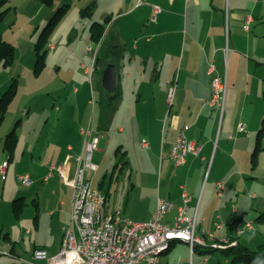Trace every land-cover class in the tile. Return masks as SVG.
<instances>
[{"label":"crops","instance_id":"crops-1","mask_svg":"<svg viewBox=\"0 0 264 264\" xmlns=\"http://www.w3.org/2000/svg\"><path fill=\"white\" fill-rule=\"evenodd\" d=\"M96 1L100 4L103 0ZM116 1L119 8L111 10V15L109 14L108 25L105 23L102 46L106 45V53L109 57L112 55L110 50L112 45L116 47L114 52L117 58H109L112 63H116L115 61L121 55V50L125 51V55L122 58V69L119 70V67L117 69L116 65V89L118 88L121 95L110 105L108 124L106 125L102 119L101 129L97 128L100 132L92 124L90 127L84 128L89 124V118H82L80 110L74 116L68 111V108L73 106L72 104L85 101L83 98L74 96L77 97L76 100L67 103L65 109L57 112L53 130L44 139L42 149L34 144L33 140L28 144L27 150L31 151V157L25 153L22 160L30 164L27 175L35 180L34 182L32 179L30 186L40 181H45L46 185L50 184V181L56 176L54 166H62L67 155L71 156L72 166L76 165L72 160L85 148L87 141L85 130L93 129L97 135L104 133V135H100L101 140L98 147V151L101 153H109L117 143L119 145L117 149L120 147V150L126 145L127 149L124 150L126 152L124 154L121 151L123 153L120 157V159H125L131 153V142L135 147L138 141V136H130L126 124L132 118H137L138 128L144 135L140 141L142 147L158 155L161 162V175L157 180L158 184L149 185L143 182L144 175L141 173L137 178V181L140 178L138 184L136 182L132 188V192L139 194L140 200L143 201L142 206L146 211V214L137 220H148L153 217L159 197L170 199L176 205H181L183 202L182 192L185 188L191 197L189 213L203 217L199 228H205L207 233H214L219 238L231 239V236L233 238L235 235L234 226L231 228L229 225V229L227 226L218 229L216 223L220 222V219L225 221L240 219L247 210L242 216L237 215L243 209H247L254 200L251 207L258 206L260 211L264 209V202L260 206L258 204L259 197L252 200L248 199L247 195L241 194V189L249 184L242 168L244 169V167H248V163L250 164V158L257 143L260 118L263 114L262 104L259 102L255 104L252 95L248 94L251 81H257L260 84L258 74L264 63V49L260 45L261 37L264 35V26L261 25V33L259 30L252 29L254 24L262 22L263 15L245 10V8L249 9L246 5L252 3L255 5L259 1L148 0L150 15L153 14L151 25L146 30H142L140 35L133 32L129 39L120 21L126 18V20L130 19L129 22H137L136 12L142 6L143 0H111V4ZM95 9L97 8L95 7ZM143 35H146L145 41L142 40ZM129 44H132L131 52L128 51ZM111 58L112 60H110ZM210 62L216 64L218 73L228 83L224 110L204 104L212 97L213 93V75L209 73ZM241 80L247 82V91L244 92L240 104L233 92L242 84ZM262 80L264 82V78ZM129 87L134 95L140 91L137 104H146L142 109L127 114L121 110L126 107V94ZM229 87L232 88L230 94ZM172 88L175 93L173 99H170L169 94ZM77 91L75 89V92ZM110 94L106 97L107 99ZM90 101L88 100L89 104ZM116 107L117 110L114 109L115 111L111 113L112 109ZM69 121H73L74 132L71 131L72 127L69 126ZM80 122L82 125H86L81 126ZM94 122L95 118L92 119V123ZM240 122L246 124L245 131L238 130ZM67 123L68 125H66ZM77 125L81 126L80 130L77 129L79 128ZM57 130H60V137L55 140L50 136ZM182 131L185 132L189 140L201 144L202 149L198 156L190 153L185 164L176 165L170 157V151ZM34 134H36V128ZM41 135L39 143L43 138ZM143 141H147L149 146L144 147ZM40 149V154L36 158L35 151ZM3 150L5 149L3 148ZM5 157L3 154L0 155V165L6 161ZM16 162L17 164L20 162L18 157ZM215 169L216 172H214ZM208 171H210V175L206 181ZM0 173L3 175L1 171ZM58 176L62 180L60 187L63 191L52 190L46 196L49 200L51 199L46 205H43L44 196H42L46 191L44 184L38 188L36 194L31 190L28 194L21 196L24 198L25 206L29 204L27 201L30 196L39 213L48 209L51 215L60 214V234L58 238L54 239L57 241L56 244H53L54 242L49 244V248L53 251H59L64 230L71 225L73 213V188L66 184L60 175ZM218 181L226 182V188L222 195L217 193ZM32 188L30 187V189ZM99 188L102 189V187ZM145 192H147L146 195H144ZM233 193L236 195L235 198L240 207H236L232 203V210L229 211L227 200L228 196L232 198L231 194ZM104 194L107 197L105 211L115 212L116 210H113L114 208L109 205L112 194L111 187H108ZM254 195L252 198L256 197ZM218 198L220 199L218 200ZM0 203H2L1 199ZM25 206L19 217L16 216L13 207L14 216L21 219L23 224L26 223L23 217ZM175 214L176 210L168 214L165 221L172 224ZM2 227L3 225H0V230ZM253 230L255 228L249 229L247 232ZM26 232L30 234L33 229L30 227ZM1 236L0 238H2ZM3 238L12 243L14 252L20 255L16 240L12 239L11 231L4 234ZM176 242L179 241H175L171 249ZM237 242L242 244L239 237ZM244 245L249 247L247 244ZM204 250L206 249L202 248L203 252L200 253L202 256L209 254ZM47 251L49 252V250ZM227 260L230 261L229 258ZM207 264H209V258ZM216 264H220L219 261Z\"/></svg>","mask_w":264,"mask_h":264},{"label":"rangeland","instance_id":"rangeland-1","mask_svg":"<svg viewBox=\"0 0 264 264\" xmlns=\"http://www.w3.org/2000/svg\"><path fill=\"white\" fill-rule=\"evenodd\" d=\"M93 1L96 2L95 7L97 9H95L92 16L83 15L82 10L87 8ZM258 1L259 3L257 4L256 2L255 5H253V3L246 5L249 9L245 8V10H248V12L255 11L256 14L259 13L263 15L262 22H257L252 27L253 30H259L261 33V25L264 26V0ZM67 3L71 4L70 9L57 25L47 43L48 52L46 55V67L42 73L37 75L35 73V62L37 60L36 43L39 39L40 32L59 7ZM147 3L150 4L148 0H143L141 3L142 6L138 12H136L135 19L138 20L137 22H129L130 19L126 20V18H123L120 21V24L124 26V30L127 32L128 39L131 38L133 32L140 35L142 30H146L150 27L151 21L153 20V14L150 15ZM115 8L118 10L117 8H119V4L117 1L111 4V0H103L100 4L96 0H55L52 6L46 5L43 0H7L3 5H0V11L9 9L4 21L0 24V32L4 39L14 44L16 48V56L12 64L7 66L0 65V96L15 79L18 80V93L9 106L6 118L0 126V155L3 154L6 156V162H10V164L7 165H5V162L0 165V171L5 177L7 175L4 179V175H1L0 173V199L2 201V203H0V225H3L0 230V235H2V238H0V246L2 249H7V251L12 254V257H3L0 264H47L46 260L36 259L35 252L39 249L46 248V251L49 250V252L47 251L49 257H52L58 254L61 249L60 247L57 252L49 248L51 242L56 244L57 241H54V239L56 237L58 238L60 234V214L56 213L55 215H51L49 214L48 209L42 210L39 213V210L37 211V207L33 204V199H30L29 196L27 201L29 204L25 206V212L23 215L26 223L23 224L21 219L14 216L13 202L15 199L20 198L22 194H28L31 190L36 194L39 187L43 184L46 185L45 181H40L39 183L30 186L32 179L34 182L35 180L33 177L31 179L30 175H27L30 164H28V162L25 163L22 158L25 153L31 157L32 153L27 149L28 144L32 140L34 144H37L42 149L44 139L48 137L50 134L49 132H52L53 130L52 127H54L57 112L65 109L64 107L67 103L76 100L77 97L74 96H78L80 99L83 98L86 102L79 101L80 103L72 104L73 106L68 108L71 115L74 116L75 113L80 110L82 112V118H89V124L85 126L86 124L82 125L80 122L81 126L88 128L91 126L90 124H92L97 131H99L97 128L101 129L103 114L105 113L103 109L108 105V99L106 97L113 92L104 88L103 76L106 67L112 63V61H109V58H117L114 52L116 47L112 45L113 47L110 49L112 55L109 57L106 53V45L104 47L102 46L104 36L100 42L92 40L90 27L95 21L104 22L108 25V20L106 19L110 18V12L111 10H115ZM258 20L260 21L261 19ZM145 36L146 35L142 36V40L144 39L143 41H145ZM132 41L133 39L130 42L132 43ZM262 43H264V35L261 37L260 43L261 48L264 49V44ZM107 45H109V43H107ZM131 47L132 44H129L128 51H130ZM120 53L121 55L118 60L115 61L116 63H113L115 66L117 65V69L119 67V70L123 67L122 58L125 55V51L121 50ZM112 58L110 60H112ZM94 61L95 64L91 66ZM258 76H260V84L257 81H251L248 88V94L250 96L252 95L255 104H258L259 102L262 104L263 108V114L260 118V125L257 134L262 127L264 128V82L262 80V78H264V63L259 69ZM241 83L242 84L239 85V88L233 92L239 99L240 104L243 100L244 92L247 91V82L241 80ZM75 89L78 91L75 92ZM231 90L232 88L229 87V94ZM139 94L140 91L138 94L134 95L131 87H129L126 94V107L121 110L124 111L123 113L129 114L130 112H136L145 106L146 103L143 105L137 104ZM145 98L146 96L144 99ZM88 100H91L90 104L88 103ZM114 109L117 110V107L113 108L111 113L115 111ZM93 118H95L94 123H92ZM136 120L137 118H132L126 124L130 136H138L137 144L135 141V147L130 140L131 137L129 138V141L131 142L130 155L125 159H120L124 150L127 149V146H123V149H121L118 155H116V149L119 146L118 143L109 153H101L98 151V147L101 140L100 135H104V133L98 134L100 138L97 143V149L93 151L92 162L99 165V170L94 173V171L86 167L85 176L92 182L93 186L100 189L102 193L106 192L108 187H111L112 194L110 196L109 205L114 208L113 210H116L115 212H120L123 217L130 218L134 221H146L137 220L141 216H144L146 211L142 206L143 201L140 200L139 194L137 192H132V188L136 182L138 184L140 178L138 181L137 178L140 177L141 173L144 175L143 182H146L149 185L155 183L158 184L157 180L161 175V162L158 155H155L150 150L142 147L140 141L144 135L141 133V129L138 128V120L136 127ZM18 122L17 131L19 134V143L13 159L10 161L9 151L6 149L3 150L5 138L6 135L17 126ZM72 122L69 121L68 123L69 126L72 127L71 131L74 132V124L72 126ZM68 123L66 125H68ZM81 126L77 125V127H79L77 129L80 130ZM35 128L36 134H34ZM40 134L43 136L40 141L41 143H39ZM51 135L52 136L50 137L55 138L56 140L60 137V130H57L56 133L54 132ZM142 144L144 147L149 146L148 142L144 143L143 141ZM261 146L264 147V131L261 134ZM41 149L35 151L36 158L39 156L38 154H40L39 152ZM85 151L86 148H84L83 152L78 156L80 157L84 155ZM121 151L123 152L121 153ZM68 156L69 155H67V157ZM17 157L20 160L19 164L16 162ZM77 157L72 161L77 162ZM257 158V166L254 167L251 155L248 167H244V169L242 168V170L245 171V179L249 181V184L247 187L245 186L241 189V194L247 195L248 199L252 200L259 197L258 204L260 206L264 202V149L260 150ZM126 160H128V162H126ZM80 165H84L83 162ZM54 168L56 169L54 171L56 176L50 181V184L46 185V191H44L42 195L44 196L43 205H46V203L51 201V199L49 200L46 196L50 194L52 190L63 191L60 187L62 180H60L58 175L63 178L66 184L72 186L74 197V187L70 182V180L73 179V173H68L62 168V166H54ZM5 170L6 173L8 171L7 174H5ZM214 172H216V169ZM209 175L210 171L207 172L206 181L208 180ZM20 176H28L29 182H26L27 180L25 181L24 178H20ZM30 187L33 188L30 189ZM99 187H102V189ZM146 194L147 192L144 193V195ZM252 195L256 197L252 198ZM231 196L232 198L228 196L227 200V202H229V211L230 209L232 210V203H234L236 207H240L238 200L235 198L236 195L233 193ZM219 199L220 198H218V200ZM184 202L183 198L181 205L173 203L175 204V207H179L182 206ZM252 203L248 205L247 209H243L237 215L242 216L245 210H247L246 214L242 216L243 218L241 217L238 219L240 221H225L220 219V223L223 225L221 227L216 226L218 229H223L226 226L229 229V225H231V228L234 226L236 236L234 235L233 238L235 240H233V238H219L214 233H207L205 228L200 229L198 226L196 232L198 235L202 233V237L205 238V241L207 240L206 244H203L205 246L196 244L192 248L189 241L185 242L184 240H176L179 242H176L172 249L171 245L169 248V250L171 249L170 251L167 250L160 255V264H193V261L194 264H202L204 260H207L208 263V258L209 264H216L218 261L220 264H230V261L227 260L226 255L223 254L221 249L210 247L208 245L214 241L222 242L228 239L229 242L226 244L231 246V242L236 241L237 243V237L241 239L242 244H247L252 249L257 248L259 244L264 242V218L262 219L260 217V215L263 214L262 212L264 209H261L260 211L258 206L251 207ZM129 209L130 211H128ZM175 210L177 213V208ZM103 212L105 214L115 213L106 212L105 208ZM154 216L155 212L151 219H153ZM195 216L200 224L203 217H199L197 214H195ZM247 219L251 221L255 230L247 232L249 230L247 229L244 232H247L246 234H239L236 229L239 225H242V228L245 227V221ZM163 222H166L165 218L163 219ZM30 227L33 229V232L29 234L26 230ZM10 231L12 239L16 240L17 250L20 255L14 252L12 243L3 238L4 234ZM203 231L205 232L204 235ZM205 235H207V237H205ZM206 247L216 250L202 256L200 254L202 248L207 249Z\"/></svg>","mask_w":264,"mask_h":264},{"label":"built area","instance_id":"built-area-1","mask_svg":"<svg viewBox=\"0 0 264 264\" xmlns=\"http://www.w3.org/2000/svg\"><path fill=\"white\" fill-rule=\"evenodd\" d=\"M94 64L95 61L91 66ZM209 73L213 75V93L212 97L204 104L224 110L227 80L218 73L214 62L209 64ZM174 93L175 90L172 88L169 94L170 99H173ZM238 128L239 131H245L246 124L240 122ZM85 134L87 136L85 154L76 158L77 162L74 167L71 165L70 155L62 164V168L68 173H73V179L70 180L74 187L72 223L64 230L59 253L53 257H45V249H39L35 252L36 259L46 260L47 264H160L161 258L157 257V248L169 235H186L192 248L196 244H206L198 242L196 231L199 222L195 215L189 214L190 196L186 189H183L182 192L185 202L179 207H175L173 201L159 197L155 216L151 220L134 221L123 217L119 212L120 222L110 223L111 213L103 212L107 202L105 194L93 186L85 176L86 167L94 173L99 169V165L92 162V154L97 149L100 136L95 134L93 129L85 130ZM201 149V144L189 140L185 132L182 131L170 152V157L176 165H183L190 153L199 155ZM82 162L84 165H80ZM7 164L8 162L5 161V165ZM3 177L5 178V175ZM20 178L29 182L28 176H20ZM225 188L226 182L218 181L217 193L219 195H222ZM176 208L177 213L173 223L163 222L165 216ZM245 222V227L238 226L239 234L244 233L247 229H252L251 221L247 219ZM222 225L220 222L216 223L218 227ZM228 242V239L222 242L214 241L208 246L219 249L223 243ZM7 256L12 257V254L7 253V250L1 249L0 246V261ZM202 264H207V260H204Z\"/></svg>","mask_w":264,"mask_h":264},{"label":"trees","instance_id":"trees-1","mask_svg":"<svg viewBox=\"0 0 264 264\" xmlns=\"http://www.w3.org/2000/svg\"><path fill=\"white\" fill-rule=\"evenodd\" d=\"M7 0H1L0 5H3ZM46 5L52 6L55 0H43ZM71 4L67 3L59 7V9L53 14L51 19L45 25V27L41 30L39 39L36 43V51H37V60L35 62V73L38 75L43 72L46 67V55L48 52L47 43L54 32L57 25L61 22L63 17L66 15L68 10L70 9ZM96 6V2H91L87 8L82 10L83 15L92 16L94 9ZM9 9L0 11V24L4 21L6 14ZM108 20V18L106 19ZM91 39L100 42L105 32V23L95 21L90 27ZM42 51V52H41ZM16 56V48L14 44L4 39L2 33L0 32V65L7 66L12 64ZM98 62V61H97ZM15 79V78H14ZM18 93V80L15 79L11 85L4 91V93L0 96V126L3 124L6 113L8 111L9 106L12 101L16 97ZM120 91L118 88L111 92L108 101V105L103 109L105 112L103 115L104 123L108 124L109 119V108L110 105L120 97ZM19 122L17 126L13 128L5 138L4 149L8 150L10 153L9 159L13 158V154L18 145L19 134L17 131ZM105 125V124H104ZM264 128L262 127L257 134V143L256 147L252 154V162L254 167L258 164V154L261 149H264L261 146V134L263 133ZM120 151V147L117 149L116 153ZM126 152V151H125ZM124 152V154H125ZM107 194V193H106ZM109 194V192H108ZM26 203L24 202V198L20 197L14 200L13 207L14 212L17 217H19L24 210V206ZM260 217L264 218V212L260 215ZM8 236V235H6ZM207 249L204 252L212 253L216 249H212L210 247H206ZM197 250V249H196ZM223 254L226 255L227 258L230 259V264H264V243H261L257 246V248L252 249L240 242H237L236 245L233 244L226 249H221ZM198 251V250H197ZM203 251H201L202 253Z\"/></svg>","mask_w":264,"mask_h":264},{"label":"bare ground","instance_id":"bare-ground-1","mask_svg":"<svg viewBox=\"0 0 264 264\" xmlns=\"http://www.w3.org/2000/svg\"><path fill=\"white\" fill-rule=\"evenodd\" d=\"M243 218V217H242ZM242 220V219H241ZM240 221V220H237ZM120 222V214L119 212H115L112 213L110 215V223H119ZM242 222V221H241ZM244 222V221H243ZM227 223V222H226ZM237 224V223H236ZM237 226V225H236ZM251 227L253 228V224L251 223ZM238 229V228H237ZM236 229V230H237ZM238 232V231H237ZM239 233V232H238ZM237 233V235H238ZM205 234V232L203 231V235ZM210 235V234H209ZM236 236V234H235ZM205 237H207V235H205ZM238 238V237H237ZM236 238V239H237ZM232 239V237H231ZM176 240H181V241H187V237L186 235L183 234H173V235H169L167 238H165L163 240V243H161V245L157 248V257H160V255L163 252H166L167 250H169L170 246L172 245V243ZM233 240H235L233 238ZM207 241V240H206ZM205 238L202 237V233L198 235V242L200 243H206ZM231 241V240H230ZM231 244H235L236 245V241L231 242ZM230 245H227L226 243H223L219 249H225L227 247H229ZM2 249V248H1ZM3 250H7V249H3ZM7 253H10L9 251H7ZM34 254V253H33ZM45 257H49L47 251L45 250ZM53 257V256H52ZM34 258V257H33Z\"/></svg>","mask_w":264,"mask_h":264},{"label":"water","instance_id":"water-1","mask_svg":"<svg viewBox=\"0 0 264 264\" xmlns=\"http://www.w3.org/2000/svg\"><path fill=\"white\" fill-rule=\"evenodd\" d=\"M103 86L108 91H114L117 87V71L113 63H110L105 69Z\"/></svg>","mask_w":264,"mask_h":264}]
</instances>
